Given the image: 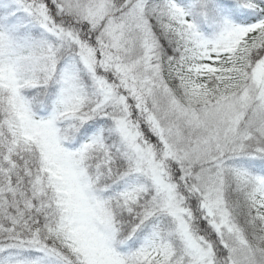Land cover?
Instances as JSON below:
<instances>
[{"label": "snow or ice", "instance_id": "snow-or-ice-1", "mask_svg": "<svg viewBox=\"0 0 264 264\" xmlns=\"http://www.w3.org/2000/svg\"><path fill=\"white\" fill-rule=\"evenodd\" d=\"M0 264H264V0H0Z\"/></svg>", "mask_w": 264, "mask_h": 264}]
</instances>
